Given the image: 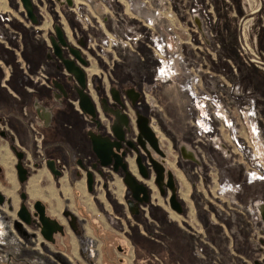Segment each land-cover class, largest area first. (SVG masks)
<instances>
[{"label": "rangeland", "instance_id": "374dc122", "mask_svg": "<svg viewBox=\"0 0 264 264\" xmlns=\"http://www.w3.org/2000/svg\"><path fill=\"white\" fill-rule=\"evenodd\" d=\"M31 1L42 25L34 28L36 33L57 32L55 26H61L73 37L72 25L91 33L88 48L79 49L91 56L102 77L91 67L76 64L95 97L94 86L114 85L119 90L112 102L104 101L106 111L98 113L108 131L102 139L116 144L123 137L125 143H134V148L125 150L134 173L130 176L146 187L157 210L152 213L150 203H135L126 181L115 185L121 175L102 179L89 166L96 177L95 196L107 182V198L119 196L122 211L128 200L140 209L141 218L157 215L161 221L148 224L149 229L167 250L170 247L173 264H189L191 255L197 264H264V0H94L92 5L83 0ZM1 9L6 15L0 14V41L18 39L19 30L5 25L14 29L15 17L20 16L28 21L22 1L0 0ZM137 36V46L131 41V47L123 44L127 37ZM44 38L52 46L47 34ZM65 75L72 83L77 80L67 67ZM132 85L138 86V96L127 95ZM144 121L155 134L159 153L141 139ZM35 133L39 147L42 132L36 127ZM11 156L3 158L2 167L14 186L5 176L0 177V188L13 208L8 202L0 208L13 222L20 204L33 210L34 199L21 200L28 183H14L17 158ZM136 157H141L150 177L138 172ZM151 158L164 178L160 183ZM35 163L39 162L28 155L25 166L32 174ZM78 169L85 177V170ZM169 174L174 190L165 184ZM173 193L182 205L181 213L170 206ZM91 196L80 198L91 206L96 199ZM111 201L117 206L115 199ZM80 214L105 243L103 227L94 223L91 212L82 207ZM11 229L15 231L12 223ZM26 229L40 243L46 242L38 226ZM0 236L4 241L3 230ZM61 247L69 252L66 245ZM11 259L14 262L8 249L0 251V264H11Z\"/></svg>", "mask_w": 264, "mask_h": 264}, {"label": "crops", "instance_id": "0c3cea01", "mask_svg": "<svg viewBox=\"0 0 264 264\" xmlns=\"http://www.w3.org/2000/svg\"><path fill=\"white\" fill-rule=\"evenodd\" d=\"M23 9H25L24 6ZM2 10H0V14L6 15L5 10ZM34 14V21L27 16V13L26 18L28 21H23L21 16L15 17L17 19L13 25L14 29L9 25H5L16 33V30H19L18 34L20 33V36L18 39L0 41V114H5L12 124L13 144L18 149H25L30 157L39 162L35 163L37 165L35 173H30L26 181L28 183L25 191L27 199L33 198L34 202L41 201L46 207L48 216L58 222L62 227V231L54 235L53 242L45 240L46 242H42V244L37 235L26 229L19 218L10 222V219L0 208V224L4 236V241L0 242V251L8 249L14 259V264H173L172 260L175 257L171 256L170 247L167 250L163 242L155 238L154 233L149 229L148 224L157 223L158 220L161 221L157 218V215L146 217L143 214L141 218L140 209L134 206L135 203H140L136 200L132 205L130 201L126 200L125 209L123 208L122 211L123 202L119 196L110 198L117 201L118 207L107 198V190H109L107 182L102 183L104 191L95 196V176L93 189L90 190L88 187L87 174L91 172L88 169L89 166L96 169L98 174L103 177L102 179L117 173L121 176H119L120 180L118 178L115 180V185L120 184L118 181L126 184L125 171L119 169L116 171L113 165L103 166L100 164L93 145L94 140L102 139L103 133L108 134V131H105L106 125L103 119L98 117V113L101 109L106 111L104 101L112 102V95L119 90L114 85L108 87L99 85V88L94 86L97 95L95 97L93 91L87 88L88 79L86 75L85 86H82L79 82L80 86L77 89L70 86V84H73L71 76L65 75L66 63L64 60L69 59L74 62V65L80 63L86 69L91 67L94 73L102 77L97 71L99 67L90 60L91 56L79 49L88 48L87 41L89 37L91 38V33L86 28L78 29V27L72 25L71 34L73 37H70L65 27L55 26V31L57 28L61 29L67 43V46L62 47V59L55 54L54 47L48 45L44 38L47 34V40L49 39L52 43V38L57 40V32L48 31L41 35L36 33L34 28L39 30L37 26L42 25H40L41 21L38 15L35 12ZM40 29L42 30V28ZM71 49L76 50L81 55L85 64L81 63L72 54ZM130 55L126 58H130ZM136 56L138 57V55ZM99 76L95 75L94 79L98 80ZM59 83L66 84L69 91L67 98H61ZM87 89L90 93H87ZM98 89H101V91ZM139 94L138 86L128 87L127 95L135 97ZM108 95L110 96L109 99ZM87 99H90L94 106L93 114L85 111L82 107ZM39 105L46 106L52 112V122L48 127L43 126L47 122V116H40L35 124L44 135L42 155L36 149L34 131L29 126L25 115L30 114L35 119L36 108ZM136 106L137 104L135 108ZM113 107H115V104H113ZM136 110L139 109L136 108ZM121 138L118 141L121 143L120 151L124 152L127 148L130 150L124 141L121 142ZM11 154H15L11 145L8 142L0 143V164L4 172L2 178L6 176V179H8V171L2 167L3 158L13 157ZM58 158H64L67 172L64 173L60 170ZM128 158L127 155L124 158L127 163V171L132 172L127 161ZM137 158H135L136 163ZM44 159L46 163L43 162ZM16 164L17 162H15V169ZM51 165H53V168ZM78 167L85 170V177L82 176V171ZM16 180L20 185H23L19 180L17 170L14 173V183H16ZM8 183L11 187L14 186L9 179ZM1 189L0 192L4 195ZM116 189L118 190V188ZM116 189L115 193L118 195ZM92 194L96 199L91 200V206H86L85 201L80 196H88L90 200ZM4 197L5 202L3 205L8 202L10 208H13L11 206L12 200L7 199L5 195ZM97 199L100 203H96ZM150 199L149 194V200L142 204L150 203L152 205ZM22 204L23 202L16 209V215ZM80 205L85 207H80ZM113 206L116 208H113ZM82 207L84 210L91 212L94 223L104 228H102V233L106 234L108 244L107 241L104 243L102 235L95 234L96 232L91 230L90 222L80 214ZM155 210H157V206L152 205L150 211L153 213ZM167 220L164 217L165 223ZM11 223L20 238H17L12 231ZM60 243L66 245V250H69V252L63 251L65 249H62ZM127 246L133 248V252H131V249L124 251V247ZM219 253L218 247L216 255H219ZM127 255L132 256V259L126 257ZM222 255L223 252H221ZM192 257L191 255L189 264H197Z\"/></svg>", "mask_w": 264, "mask_h": 264}, {"label": "water", "instance_id": "95a60500", "mask_svg": "<svg viewBox=\"0 0 264 264\" xmlns=\"http://www.w3.org/2000/svg\"><path fill=\"white\" fill-rule=\"evenodd\" d=\"M21 1H22V4L26 10L27 16L31 20L34 21L35 14H34V8L32 5V1L31 0H21ZM52 46L54 47L55 54L63 59L62 47L67 46V43L63 37L62 31L60 28H57V40L52 38ZM71 52L73 55H75L78 58V60L81 63L85 64L81 55L76 50L71 49ZM64 62L66 63L67 69L77 76V78H78V80L82 86H85V73H84V71H82L77 65H74V62H72L69 59H65ZM82 107L85 109V111L93 114L94 106L90 102V99L85 100V103L82 104ZM141 139L148 142V144L156 152H158V153L160 152L157 140L155 138V134L152 131V129L145 123V121H144L143 129H142V138ZM120 140H121V142H123L124 138L122 137ZM141 143L143 146L144 144L142 141H141ZM126 144L129 148H134V146H135L134 143L131 141H126ZM93 145H94L95 152H96L97 156L100 158L101 164L103 166L111 165L112 155H114V151L120 150V147H121V143H119V142H117L116 144H113V143H110L109 141L102 140V139L94 140ZM114 146L116 147V149H114ZM16 155L18 158V163H17L16 169H17V172L19 175V180H20V182L23 183L28 179V169L25 168L23 166V163H22V159L24 156L23 153L17 152ZM125 156H126V151L122 152L121 154L115 153V155L113 156L116 160V163L114 164V168L117 171L119 169V166H120L122 169L125 170V173H126L125 181L129 186L132 187L133 198L140 203L147 202L149 200L148 190L143 185L138 184L136 182V180L130 176V173L127 171V163L123 162V159ZM106 157L108 160H105ZM150 162H151L152 167L154 168L155 172L157 173L156 182L160 183V182L164 181V178L161 176V170L158 167L157 163L152 158H151ZM137 164H138V168H139V172H140L141 176L144 178H148L149 177V171H148V168L146 167V165L141 161V157L137 158ZM51 167L53 168V165H51ZM87 178H88V187L90 190H92V186H93V182H94L93 173L89 172L87 174ZM165 184H166L167 188H169L170 190H174V180L172 178V175H170V174L168 175ZM160 190H161V193L165 192L162 187ZM21 197H22V199L25 200L26 194L22 193ZM4 202H5V197L0 192V205L4 204ZM169 203H170V206L173 210H175L178 213L182 212V205L178 201V199L176 198L175 193H173L170 196ZM130 204L132 205L133 202L130 201ZM33 208L35 210L33 215H34V217H37L38 221H39L40 234L42 235V237L46 241L53 242L54 241V235L57 232L62 231V227L58 224L57 221L51 219L47 215L46 207L41 201H36L33 204ZM17 216L23 223H25L27 225H31L33 223L32 213L30 212L29 208L27 207V205L25 203L22 204L21 207L19 208V210L17 211ZM262 218L264 221V209L262 212Z\"/></svg>", "mask_w": 264, "mask_h": 264}, {"label": "flooded vegetation", "instance_id": "af4514ba", "mask_svg": "<svg viewBox=\"0 0 264 264\" xmlns=\"http://www.w3.org/2000/svg\"><path fill=\"white\" fill-rule=\"evenodd\" d=\"M60 84V88H59V92H60V96H61V98H67L68 97V95H69V91H68V88H67V86H66V84L65 83H59ZM88 84V83H87ZM70 86L72 87L73 86V88H75V89H77V87H79L80 85H79V80H78V78H77V80L75 81V83H73V84H70ZM87 88H88V86H87ZM26 115V117H27V122H28V124H29V126L33 129V131H34V141H35V145H36V149H37V151H38V153H40L41 155L43 154V147H42V144H43V142H42V144L41 145H39V147H38V144H37V138L35 137L36 136V133H35V128H36V126H35V124L37 123V119L39 120V118H40V116H42V117H46L47 116V122H45L44 124H43V126L44 127H48L50 124H51V122H52V112L50 111V109L49 108H47L46 106H43V105H39L37 108H36V114H35V119L33 118V117H31L30 116V114H25ZM43 119H45V118H43ZM46 120V119H45ZM13 137H14V132H13V128H12V124H11V122H10V120H9V118L5 115V114H0V143H2V142H8L10 145H11V147H12V149L14 150V153H15V156H16V158H17V155H16V153L17 152H22L23 153V159H22V163H23V166L25 167V168H27L26 166H25V161H26V159H27V157L26 156H28V152L25 150V149H18L14 144H13ZM41 139H42V141L44 140V135L42 134V136H41ZM39 149V150H38ZM94 151H95V149H94ZM115 153H122L120 150H116V151H114V155H115ZM95 154H96V152H95ZM114 155H112V163H111V165H113V167H114V164L116 163V160H115V158L113 157ZM96 157H97V160L100 162V164H101V160H100V158L97 156V154H96ZM125 158V157H124ZM64 159V158H63ZM62 158H58V165H59V167H60V170H62L63 171V169L64 168H66L67 166H66V163H65V160H63ZM105 160H108L107 159V157L105 158ZM123 162L125 163V159H123ZM17 163H18V158H17ZM16 166H17V164H16ZM103 167V166H102ZM28 169V168H27ZM17 170V169H16ZM94 170H96V169H94ZM119 170H121V171H125L124 169H122L120 166H119ZM97 171V170H96ZM92 173H93V176H94V172L93 171H91ZM18 173V172H17ZM30 169H28V178H29V176H30ZM4 175V172H3V169L0 167V177L1 176H3ZM18 177H19V175H18ZM95 178V177H94ZM28 180V179H27ZM26 180V181H27ZM26 181L25 182H21L22 184H25L26 183ZM94 182H95V179H94ZM94 182H93V186H94ZM93 186H92V189H93ZM21 195H22V193H21ZM22 198V197H21ZM24 200V199H23ZM27 200V195H26V199L24 200V201H26ZM36 202V201H35ZM34 202V203H35ZM3 205V204H2ZM29 208V207H28ZM29 210H30V212L32 213V220H33V223L31 224V225H27V226H33V225H36V226H38V228L40 229V226H39V221H38V218L37 217H34V212H35V210H34V208H33V210H31L30 208H29ZM48 215V214H47ZM25 224V223H24Z\"/></svg>", "mask_w": 264, "mask_h": 264}, {"label": "built area", "instance_id": "2783aa9c", "mask_svg": "<svg viewBox=\"0 0 264 264\" xmlns=\"http://www.w3.org/2000/svg\"><path fill=\"white\" fill-rule=\"evenodd\" d=\"M82 3H87L92 5L94 3V0H83ZM139 40V36L137 37H127V41H123V44L126 46L128 45L129 47H131V44L129 43L130 41L133 43V45L137 46ZM1 206V205H0ZM25 226H27L26 224H24ZM40 230V229H39ZM12 231L15 233L16 237L18 238L19 236L16 234V231H14V229H12ZM0 234L2 235V225L0 224ZM20 238V237H19ZM21 240V239H20ZM3 241L2 237L0 236V242ZM12 260V259H11ZM11 264H14L13 260L10 262Z\"/></svg>", "mask_w": 264, "mask_h": 264}, {"label": "bare ground", "instance_id": "6f19581e", "mask_svg": "<svg viewBox=\"0 0 264 264\" xmlns=\"http://www.w3.org/2000/svg\"><path fill=\"white\" fill-rule=\"evenodd\" d=\"M41 246V245H40Z\"/></svg>", "mask_w": 264, "mask_h": 264}]
</instances>
